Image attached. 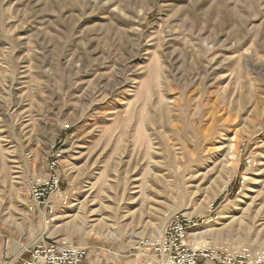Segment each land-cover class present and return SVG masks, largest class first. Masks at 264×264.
Returning <instances> with one entry per match:
<instances>
[{"label":"rangeland","instance_id":"obj_1","mask_svg":"<svg viewBox=\"0 0 264 264\" xmlns=\"http://www.w3.org/2000/svg\"><path fill=\"white\" fill-rule=\"evenodd\" d=\"M229 1L0 0L5 246L64 240L87 264H153L135 243L184 215L206 232L195 248H264V0ZM223 2L239 18L215 14ZM54 154L47 224L28 194Z\"/></svg>","mask_w":264,"mask_h":264},{"label":"built area","instance_id":"obj_2","mask_svg":"<svg viewBox=\"0 0 264 264\" xmlns=\"http://www.w3.org/2000/svg\"><path fill=\"white\" fill-rule=\"evenodd\" d=\"M58 158V154L50 158L47 177L33 180L29 186V210L46 218L47 224H52L57 214L52 196L62 193ZM63 203L67 202L64 200ZM199 227L200 222L195 218L171 216L159 239H139L134 251L153 264H264V248L228 244L193 247L191 232ZM27 253L28 256L20 259L18 264H85L88 259L86 248L64 240L40 241Z\"/></svg>","mask_w":264,"mask_h":264},{"label":"bare ground","instance_id":"obj_3","mask_svg":"<svg viewBox=\"0 0 264 264\" xmlns=\"http://www.w3.org/2000/svg\"><path fill=\"white\" fill-rule=\"evenodd\" d=\"M227 1V0H226ZM229 1V0H228ZM231 1V0H230ZM230 1L229 2H227V3H230ZM225 2H223L222 4L223 5H225V4H227V3H225ZM235 3H237V1L235 2ZM223 5H222V7H223ZM230 5V4H229ZM251 5H252V3H251ZM231 10V8L230 9H227L226 8V5L221 9V8H217L215 11H214V13L216 14V13H218V12H220V14H221V12H222V15L224 14L225 16H228L229 18H234V17H237V18H239V16H238V14H237V10L235 9V10H232V11H230ZM211 14V13H210ZM210 14H209V12H207V16H210ZM213 14V13H212ZM209 18V17H208ZM214 19V18H213ZM219 25H221V24H219ZM236 30H238V29H236ZM235 30H233V35L235 36H238V34H237V32H236V34H235ZM236 39V38H235ZM237 40H238V38H237ZM236 40V41H237ZM208 49V48H207ZM247 179V178H246ZM132 185L134 184V183H131ZM90 222H88L87 221V219L83 216V217H81V218H78V220L76 221V223H75V226L77 227V229L78 230H85V228L87 227V226H89L90 224H89ZM93 231H97V229H93L92 230V232ZM220 231V230H219ZM219 231H217V232H219ZM208 232V231H207ZM113 233V232H112ZM99 235L101 234V233H98ZM104 233H102V235H103ZM204 234H206V232H199V233H195V234H193V235H191V236H193V237H195V238H197V237H199V236H203ZM217 234H219V233H217ZM107 236H108V234H107Z\"/></svg>","mask_w":264,"mask_h":264},{"label":"crops","instance_id":"obj_4","mask_svg":"<svg viewBox=\"0 0 264 264\" xmlns=\"http://www.w3.org/2000/svg\"><path fill=\"white\" fill-rule=\"evenodd\" d=\"M28 250H23L22 251V249L19 248V251H17L16 248H13V247L10 248L9 246H5L4 242L0 240V263L2 262V259L5 260L6 257H8V254H9L13 258V264H18L20 259H22L23 257L25 258V257L28 256V253H27ZM88 256H89V253H88ZM88 259H87L85 264L88 263ZM206 264H213V263L206 262Z\"/></svg>","mask_w":264,"mask_h":264},{"label":"trees","instance_id":"obj_5","mask_svg":"<svg viewBox=\"0 0 264 264\" xmlns=\"http://www.w3.org/2000/svg\"><path fill=\"white\" fill-rule=\"evenodd\" d=\"M218 201H219V200H218ZM218 201H217V202H218Z\"/></svg>","mask_w":264,"mask_h":264}]
</instances>
